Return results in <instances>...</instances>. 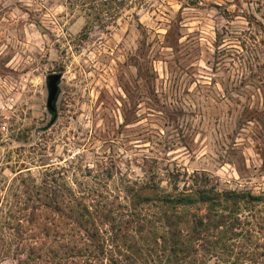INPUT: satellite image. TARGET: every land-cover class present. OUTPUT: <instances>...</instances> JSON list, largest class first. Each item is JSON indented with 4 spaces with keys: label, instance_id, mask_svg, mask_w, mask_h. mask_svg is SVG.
<instances>
[{
    "label": "rangeland",
    "instance_id": "rangeland-1",
    "mask_svg": "<svg viewBox=\"0 0 264 264\" xmlns=\"http://www.w3.org/2000/svg\"><path fill=\"white\" fill-rule=\"evenodd\" d=\"M107 3L0 0V186L54 165L121 195L176 170L264 193V0ZM256 240L237 264H264Z\"/></svg>",
    "mask_w": 264,
    "mask_h": 264
},
{
    "label": "trees",
    "instance_id": "trees-1",
    "mask_svg": "<svg viewBox=\"0 0 264 264\" xmlns=\"http://www.w3.org/2000/svg\"><path fill=\"white\" fill-rule=\"evenodd\" d=\"M134 1L118 0V8ZM46 168L39 179L23 174L28 167L13 170L0 186V263L237 264L255 257L242 247L264 231V193L222 188L197 170L180 188L176 170L170 189L126 180L121 195L96 181L70 182L65 166ZM254 242L264 248V240Z\"/></svg>",
    "mask_w": 264,
    "mask_h": 264
},
{
    "label": "water",
    "instance_id": "water-1",
    "mask_svg": "<svg viewBox=\"0 0 264 264\" xmlns=\"http://www.w3.org/2000/svg\"><path fill=\"white\" fill-rule=\"evenodd\" d=\"M62 76V73H52L46 79L48 88L47 108L51 113L57 110V101L61 93L60 83Z\"/></svg>",
    "mask_w": 264,
    "mask_h": 264
}]
</instances>
